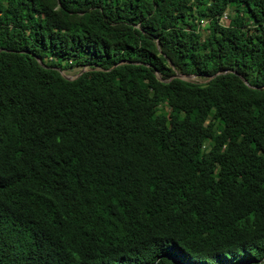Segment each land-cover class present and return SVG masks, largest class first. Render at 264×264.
Masks as SVG:
<instances>
[{"label":"trees","instance_id":"trees-1","mask_svg":"<svg viewBox=\"0 0 264 264\" xmlns=\"http://www.w3.org/2000/svg\"><path fill=\"white\" fill-rule=\"evenodd\" d=\"M0 264H264V0H0Z\"/></svg>","mask_w":264,"mask_h":264},{"label":"rangeland","instance_id":"rangeland-1","mask_svg":"<svg viewBox=\"0 0 264 264\" xmlns=\"http://www.w3.org/2000/svg\"><path fill=\"white\" fill-rule=\"evenodd\" d=\"M221 21L222 22H227V16L226 13L223 14V16L221 17ZM205 20H201L199 27L200 29H202L203 27H205ZM86 66H81V65H73V66H69L67 68L62 69V73L71 77H75L81 69H83ZM180 73V72H178ZM185 78L191 79V80H197V81H204L206 79V76H199L196 74H192V75H184ZM203 148L206 152H208L209 148H210V144L209 142H205V144L203 145Z\"/></svg>","mask_w":264,"mask_h":264},{"label":"water","instance_id":"water-1","mask_svg":"<svg viewBox=\"0 0 264 264\" xmlns=\"http://www.w3.org/2000/svg\"><path fill=\"white\" fill-rule=\"evenodd\" d=\"M85 69H86V68L84 67L83 69L80 70V72H82V71L85 70ZM80 72H79V73H80ZM184 75L189 76V75H192V74H184V73H178V72H177V73H175L173 76H177V77L185 78ZM64 76L67 77V78H73V77L68 76V75H65V74H64ZM158 76H159V78L162 79V77L159 75V73H158ZM185 79H188V78H185Z\"/></svg>","mask_w":264,"mask_h":264}]
</instances>
